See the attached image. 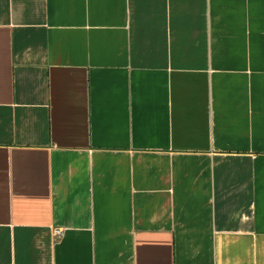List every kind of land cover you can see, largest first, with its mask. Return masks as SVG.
Returning <instances> with one entry per match:
<instances>
[{
    "label": "crops",
    "instance_id": "0c3cea01",
    "mask_svg": "<svg viewBox=\"0 0 264 264\" xmlns=\"http://www.w3.org/2000/svg\"><path fill=\"white\" fill-rule=\"evenodd\" d=\"M0 264H264V0H0Z\"/></svg>",
    "mask_w": 264,
    "mask_h": 264
},
{
    "label": "built area",
    "instance_id": "2783aa9c",
    "mask_svg": "<svg viewBox=\"0 0 264 264\" xmlns=\"http://www.w3.org/2000/svg\"><path fill=\"white\" fill-rule=\"evenodd\" d=\"M58 235H61L60 232H57Z\"/></svg>",
    "mask_w": 264,
    "mask_h": 264
}]
</instances>
